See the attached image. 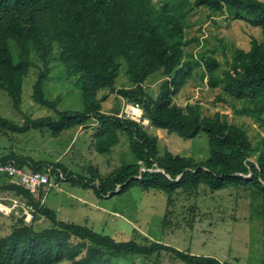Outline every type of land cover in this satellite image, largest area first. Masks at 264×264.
<instances>
[{
	"label": "trees",
	"instance_id": "trees-1",
	"mask_svg": "<svg viewBox=\"0 0 264 264\" xmlns=\"http://www.w3.org/2000/svg\"><path fill=\"white\" fill-rule=\"evenodd\" d=\"M191 6H205L210 12L226 10L235 19L260 26L262 38H252L248 49L236 47L227 67L220 73V61L207 51L184 58V46L197 37L185 38L186 13ZM16 43L20 58L15 59L10 41ZM56 43L59 58L67 75L75 77L83 108L59 109L60 97L48 98L44 82L50 71L49 60ZM33 51L43 63L32 85L34 102L53 109L56 116H26L22 124L0 115V129L25 132L46 128L53 136L74 126L96 121L93 147L109 152L127 135L134 160L114 167L102 177L91 168L85 175L66 171L72 184L92 187L98 195L112 196L132 186L143 190H160L171 195L178 190L192 192L201 184L211 190L228 186L251 187L264 198V140L253 144L241 124L228 121L218 110L203 114L199 102L184 107L174 101L175 94L202 65L201 77L209 86L221 85L214 100H239L232 104L236 114H245L264 124V0H0V89L14 109L21 111L22 84ZM129 84L117 86L115 78L122 61ZM159 71L164 77L157 93L148 91L144 81ZM107 89L141 108L149 124L191 138L201 131L207 134L209 154L196 160L192 155L161 151L159 137L138 120L117 113L104 112L102 100ZM253 157V159H251ZM13 159L31 170H42L51 163L35 161L29 155L7 151L0 160ZM54 170V169H53ZM179 175V176H178ZM118 187V188H117ZM12 192L25 204L44 215L50 224L35 228L22 217L11 230L0 236V264H120L111 254L170 252L185 264H234L209 254H196L170 244L152 240H117L108 233L56 217L55 210L44 205L26 188L13 182L0 187ZM129 264H138L131 262ZM264 264V260L253 263Z\"/></svg>",
	"mask_w": 264,
	"mask_h": 264
},
{
	"label": "rangeland",
	"instance_id": "rangeland-1",
	"mask_svg": "<svg viewBox=\"0 0 264 264\" xmlns=\"http://www.w3.org/2000/svg\"><path fill=\"white\" fill-rule=\"evenodd\" d=\"M152 1L159 6L162 0ZM185 23L184 37L197 39L184 46V58L188 59L189 53L196 56L198 52L213 49L214 52L207 53H213L220 61L217 73L227 67L226 61L231 60L236 47L248 49L252 38H262L260 26L232 18L225 9L210 12L205 6H191L186 13ZM9 45L14 58H20L16 43L12 40ZM30 58L34 64L29 66L23 79L21 111L12 107L8 94L0 89V115L18 124H22L26 116H56L53 109L34 102L31 97L33 82L43 63L33 51ZM121 61L115 78L117 86L129 84L125 63ZM49 64L50 71L43 85L46 97L59 96V109H82L81 90L74 82L75 77L67 75L56 43ZM202 69V65L193 68L191 76L175 94L174 101L183 107L187 103L199 102L206 115L216 110L225 112L228 121L246 128L253 144L264 140V124L248 115L234 113L232 104L240 105L239 100L227 96L226 101L214 100L217 93L221 92V85L209 86L206 77H201ZM163 77L159 71L149 75L144 81L148 91L157 93ZM104 92L107 97L102 100L101 109L138 120L148 131L158 135L161 151L167 148L175 153L192 155L196 160L208 156L205 132L201 131L191 138L167 132L165 128L150 125L142 116L140 107L131 105L115 92L103 89L98 95ZM79 127L66 128L57 136H53L46 128H32L25 132L0 129V154L11 150L29 155L35 161L52 165L59 162L66 167V171H72L71 175H89L93 168L102 177L114 167L134 160L126 134L119 133V140L111 150L100 153L93 147L95 119L92 118L82 129ZM64 175H68L67 172ZM51 181L48 189H42L36 197L45 206L54 209L59 219L86 224L117 240L134 239L141 243L161 241L181 250L214 255L221 261L234 264H253L264 260V198L251 187L228 186L211 190L201 184L192 192L178 190L167 203V195L155 189L143 190L132 186L122 193L108 196L98 195L92 187L72 184L68 177L60 180L52 175ZM7 182L8 178L1 174L0 187ZM15 201L17 207L13 204ZM25 201L0 188V206H5L0 207V236L9 232L11 222L17 216L29 219L28 223L35 228L40 226L33 221L37 217H34L36 211L33 207L29 209L32 219L30 214L24 213L20 205L25 204ZM45 219L49 225L50 221ZM111 260L120 264H185L165 250L152 254L118 252L111 254ZM60 264H67V261H61Z\"/></svg>",
	"mask_w": 264,
	"mask_h": 264
},
{
	"label": "built area",
	"instance_id": "built-area-1",
	"mask_svg": "<svg viewBox=\"0 0 264 264\" xmlns=\"http://www.w3.org/2000/svg\"><path fill=\"white\" fill-rule=\"evenodd\" d=\"M130 104L133 105L132 103ZM1 174L6 176L8 181L23 186L34 195L38 192H42V189H48V186L52 184V175H56L60 180L65 178L60 168L57 166L54 167L52 164H49L47 168L42 170H31L15 162L13 159L0 160V175ZM13 204H16L17 207L16 201ZM20 206L24 209L25 214L30 213L29 209L31 206L25 204ZM9 209H11V207H9Z\"/></svg>",
	"mask_w": 264,
	"mask_h": 264
},
{
	"label": "crops",
	"instance_id": "crops-1",
	"mask_svg": "<svg viewBox=\"0 0 264 264\" xmlns=\"http://www.w3.org/2000/svg\"><path fill=\"white\" fill-rule=\"evenodd\" d=\"M79 129H82V126L81 127H79ZM30 214V213H29ZM31 215V219L33 218V215L32 214H30ZM35 216L34 217H36L33 221L34 222H37L38 224H40V226L39 227H44V226H47V220L45 219L46 217L44 216V215H42V214H39L38 212H35V214H34ZM19 217H21V216H17V217H15L14 219H13V221L11 222V224H12V226H13V224L16 222V220H17V218H19ZM23 218V220L26 222V223H28V221H29V219H24V217H22ZM12 226H10V230H11V228H12ZM38 227V228H39ZM9 230V231H10Z\"/></svg>",
	"mask_w": 264,
	"mask_h": 264
},
{
	"label": "bare ground",
	"instance_id": "bare-ground-1",
	"mask_svg": "<svg viewBox=\"0 0 264 264\" xmlns=\"http://www.w3.org/2000/svg\"><path fill=\"white\" fill-rule=\"evenodd\" d=\"M1 208H4L5 206L3 205V204H1V206H0ZM7 207V206H6Z\"/></svg>",
	"mask_w": 264,
	"mask_h": 264
},
{
	"label": "clouds",
	"instance_id": "clouds-1",
	"mask_svg": "<svg viewBox=\"0 0 264 264\" xmlns=\"http://www.w3.org/2000/svg\"><path fill=\"white\" fill-rule=\"evenodd\" d=\"M131 103V102H130ZM25 205H27V204H25ZM30 206V205H29Z\"/></svg>",
	"mask_w": 264,
	"mask_h": 264
},
{
	"label": "water",
	"instance_id": "water-1",
	"mask_svg": "<svg viewBox=\"0 0 264 264\" xmlns=\"http://www.w3.org/2000/svg\"><path fill=\"white\" fill-rule=\"evenodd\" d=\"M179 176V175H178Z\"/></svg>",
	"mask_w": 264,
	"mask_h": 264
}]
</instances>
